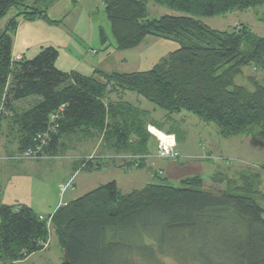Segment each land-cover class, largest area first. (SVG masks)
<instances>
[{
  "label": "trees",
  "instance_id": "1",
  "mask_svg": "<svg viewBox=\"0 0 264 264\" xmlns=\"http://www.w3.org/2000/svg\"><path fill=\"white\" fill-rule=\"evenodd\" d=\"M28 1L0 0V21ZM39 1L44 7L26 4L31 9L19 11L0 32V131L5 125L7 142L16 141L19 154L37 147L39 135L49 131L41 152L48 157L30 160L63 155L75 137L100 138L101 153L75 160V171L98 170L119 158L125 170L146 167L157 147L149 126L178 136L174 127L165 130L150 118L151 111L120 97L125 91L166 110L168 121L189 111L216 124L223 137L252 134L264 140V83L255 75L248 78L253 88L236 81L245 66L264 69V36L244 24L221 30L201 20L263 5L264 0H155L183 12L157 18L147 17L146 0H104L117 49L138 47L151 35L179 46L147 70L96 69L90 75L58 68L54 46L30 59L13 56L19 17L58 23L48 10L59 0H33ZM101 39H106L103 29ZM31 96L41 98L28 109L17 106ZM53 114L57 126L51 129ZM181 182H148L123 192L112 180L44 219L25 203H1L0 259L15 264L42 250L51 220L67 254L62 264H264V207L255 197L230 191L233 180L222 172L210 180L198 173ZM224 183V191L209 189ZM243 189L253 191L250 183Z\"/></svg>",
  "mask_w": 264,
  "mask_h": 264
},
{
  "label": "rangeland",
  "instance_id": "2",
  "mask_svg": "<svg viewBox=\"0 0 264 264\" xmlns=\"http://www.w3.org/2000/svg\"><path fill=\"white\" fill-rule=\"evenodd\" d=\"M146 1L148 18H157L166 14H183L181 11L159 4L155 0ZM26 4L44 7L43 1L34 3L33 0H30ZM26 4L14 6L9 10L8 14L0 21V32L5 30L9 19L19 11L31 9L26 7ZM53 10L49 15L58 20V23L53 26L44 20L32 22L23 17L18 18V27L13 33V38L17 39L15 55L20 51L17 46L19 35L22 39L27 30L29 32L26 37H29L30 45L27 58H33L45 46H54L59 51L58 58L64 63V66L59 63L61 69L65 67L66 71H70L73 67H77L78 65L75 66L74 63L76 60V63L80 61L81 64L78 70L76 68L75 70L88 75L96 69L107 72L147 70L179 46L174 40L151 35L138 47L125 50L117 49L110 23L104 12V0H61ZM201 20L208 26L221 30H232L236 26L244 24L257 35L264 36V4L248 9H234L225 15L202 16ZM102 29L106 39L101 42ZM242 49L248 50L246 43H243ZM243 70L244 73L236 78L237 83L253 88V84L248 78L254 75L264 83V78L259 76L261 70H256L252 65L245 66ZM120 97L151 111L150 118L157 119L163 125L168 126L165 130L174 127L179 142L177 150L183 155L181 158L203 162L201 174L207 180H210V177L217 172L226 173L233 180L230 191L250 194L264 207L263 139L261 144L249 142L241 145L238 140L245 134L240 137H223L216 124L206 122L192 112L183 111L175 114L173 119L168 121L165 119L166 110L136 92L125 91L120 93ZM40 98V96H31L16 104L20 109H28ZM6 131L4 125L0 131V144L4 140L8 141ZM67 142L70 149L63 155L51 159H24L18 161L24 162V165H16L17 167L0 161L1 171L9 168L24 170L27 173L23 179L25 182L20 181L18 188L8 189L5 194L0 192V204L1 202L25 203L48 217L54 212L56 203L78 198L112 180L117 181L123 192L142 187L148 182H162L174 186L183 185L178 176L168 177L162 173L160 176L155 175L156 172L165 170L166 162L169 160V158L157 157L156 147L152 149V156L148 157L150 165L141 169L125 170L119 165L118 162H122L119 158L109 161L108 165L98 170L75 171L74 161L81 159L82 156L90 158L100 154L103 142L101 144L100 138L85 139L81 137H75ZM8 144L7 153L15 151L17 156L19 154L17 142L11 140ZM244 145L246 149L242 148ZM207 151H211L213 154L211 159L203 157ZM194 174L196 172H188L186 176ZM62 183L68 184L66 191L61 190ZM249 183L253 189L252 192L243 189L249 186ZM216 186L209 189L213 191L227 189L226 183ZM23 200L24 202H22ZM51 238L52 244L45 251L50 250L53 258L47 259L46 264H55L57 256L62 261L64 255L55 233H51Z\"/></svg>",
  "mask_w": 264,
  "mask_h": 264
},
{
  "label": "crops",
  "instance_id": "3",
  "mask_svg": "<svg viewBox=\"0 0 264 264\" xmlns=\"http://www.w3.org/2000/svg\"><path fill=\"white\" fill-rule=\"evenodd\" d=\"M60 2H61V0L56 2L53 6H51L50 9L48 10V13H51L52 11H54L53 9ZM51 18H53V17H51ZM53 19H55V18H53ZM39 20H42V19L38 18V19L30 20V21L36 22V21H39ZM55 20H57V19H55ZM44 21L47 22L46 20H44ZM47 23L49 25H51V26H53L54 24H57V23L51 24L49 22H47ZM27 32H29V30L25 31L22 39H20V35H19L17 46L19 47L20 51H18L16 53V55H15V47H16V42L15 41L17 39L15 40L13 38V41H14L13 56L15 58H22V57L23 58H27L26 56H27L28 52L30 51L29 37H26ZM100 39H101V36H100ZM102 41L103 40L101 39V42ZM59 59L60 58L57 59L56 63H57L58 68L61 69L62 68L61 66H64V63L61 62V59L59 61ZM59 63L61 64V66L59 65ZM74 63H75V66H77V65L78 66L77 67H73V69H71V70H75V68L78 70V67L80 66L81 62L78 61L76 63V60H75ZM64 68L62 70L66 71V69H64ZM93 72H95V70ZM259 76L260 77L262 76V78H264V69L261 70V73H259ZM163 126H164L165 129L168 127V126H165V125H163ZM238 136L240 137V135H238ZM238 141H239V143L241 145H243L245 143H249V142H251L253 144H258V143L261 144V143H263V142H261V139L255 138L253 136L246 135V134L243 137L241 136L240 140H238ZM8 143L9 142H7V140H4L0 144V161H4L3 162L4 164L9 163V164H11V166L14 165L13 167H17L16 165H24V162H18V161H21V160L10 158V156H15L16 154L14 153L15 151H10V152L7 153V148L9 147ZM177 143L179 145L178 139H177ZM242 148L246 149L245 145L242 146ZM187 156H189V154H187ZM203 157L207 158V159H211L213 157V154L211 153V151H207V152L204 153ZM148 165H150L149 158L146 159V167ZM203 166H204L203 162L198 161V160H195V161L194 160H185L184 158H181L179 160L174 161V160L169 159L166 162L165 170H163V171L161 170V173L163 175L168 176V177L178 176L182 180V179L185 178V176H186V174H188V172H196V174H198V173L201 174L202 171H203ZM23 171L24 170L20 171L18 169H9V168H8V170H3V169H2V171L0 170V192L5 194L8 189L18 188L20 181H23L24 177L27 176L26 175L27 173H25V171L24 172ZM188 176H191V175H187L186 177H188ZM23 182H25V181H23ZM62 184H64V183H62ZM22 202H24V200ZM66 202H68V201H65L63 203H61V202L56 203L55 207H54L55 208L54 211L60 205L66 203ZM1 203H3V202H1ZM6 203L7 204H13V203H10V202H6ZM30 205H32V204H30ZM36 212H38L40 215H44L41 212H39L38 210ZM48 227H49V230H50V236H49V240L46 242V245L43 247V249L40 250V251H37V252H34V253L30 254L28 257H26L25 259L17 261L15 264H46V260L47 259H52L53 258V256L51 255L52 252H50V250L49 251H45L46 249H49L51 244H52L53 240L51 238V233H55L53 225L51 223V220H48ZM55 235H56V233H55ZM57 240H58V237H57ZM58 242H59V240H58ZM59 244H60V242H59ZM60 247H61V244H60ZM61 249H62V247H61ZM57 250L59 251V249H57ZM58 251H57V254H58ZM62 251H63V249H62ZM63 254H64V252H63ZM63 261H64V255H63L62 261H60L58 259V256L55 258V264H62ZM0 264H6V263L3 262L0 259Z\"/></svg>",
  "mask_w": 264,
  "mask_h": 264
},
{
  "label": "built area",
  "instance_id": "4",
  "mask_svg": "<svg viewBox=\"0 0 264 264\" xmlns=\"http://www.w3.org/2000/svg\"><path fill=\"white\" fill-rule=\"evenodd\" d=\"M58 115L57 114H53L51 116V129H54L55 126H57L55 124L56 119H57ZM149 131L155 136L156 141H157V154L156 156L158 157H163V158H169L172 159L174 161L181 159V154L179 153V151L177 150V138L175 134L172 133H167L165 131H162L154 126H149ZM39 139H41V142L39 145H37V147L35 148H29L27 150H25L24 152L18 154L16 157L17 158H22V159H39V158H45L48 156H45L43 153V148L46 146V144L49 142V131L48 132H44L42 134L39 135ZM67 186L68 184H62L61 186V190L62 191H66L67 190ZM41 219H44L45 216L44 215H40ZM46 245V243H45Z\"/></svg>",
  "mask_w": 264,
  "mask_h": 264
},
{
  "label": "water",
  "instance_id": "5",
  "mask_svg": "<svg viewBox=\"0 0 264 264\" xmlns=\"http://www.w3.org/2000/svg\"><path fill=\"white\" fill-rule=\"evenodd\" d=\"M63 252H64V257H65V260L67 261V254H66V251H65V249L63 250Z\"/></svg>",
  "mask_w": 264,
  "mask_h": 264
}]
</instances>
